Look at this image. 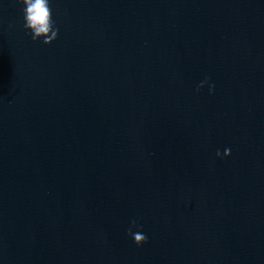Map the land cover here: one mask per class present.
Returning a JSON list of instances; mask_svg holds the SVG:
<instances>
[{"label":"water","instance_id":"obj_1","mask_svg":"<svg viewBox=\"0 0 264 264\" xmlns=\"http://www.w3.org/2000/svg\"><path fill=\"white\" fill-rule=\"evenodd\" d=\"M50 4L0 0V264H264V0Z\"/></svg>","mask_w":264,"mask_h":264},{"label":"clouds","instance_id":"obj_2","mask_svg":"<svg viewBox=\"0 0 264 264\" xmlns=\"http://www.w3.org/2000/svg\"><path fill=\"white\" fill-rule=\"evenodd\" d=\"M19 2L24 5L22 9L23 27L31 33L33 42L42 38L43 44L49 45L58 38L59 28L56 27V22L53 20L50 0H19ZM199 87H203V83ZM199 87L197 91H199ZM213 88L214 85L210 86V92ZM216 155L220 156L221 154L217 151ZM224 155H230V149H225ZM133 228H142V225L138 224L135 219L130 222L127 235L133 239L137 246L146 243L148 237L140 231L133 232Z\"/></svg>","mask_w":264,"mask_h":264}]
</instances>
